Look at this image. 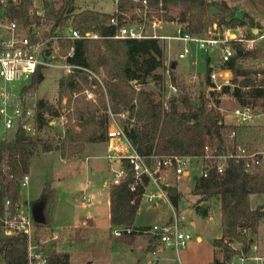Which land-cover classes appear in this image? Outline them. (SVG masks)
Wrapping results in <instances>:
<instances>
[{
  "label": "trees",
  "instance_id": "16d2710c",
  "mask_svg": "<svg viewBox=\"0 0 264 264\" xmlns=\"http://www.w3.org/2000/svg\"><path fill=\"white\" fill-rule=\"evenodd\" d=\"M74 0H43L45 17L52 21L51 28L63 24L70 16L71 26L81 35L86 31L96 33L95 37L61 38L58 40L59 51L64 54L70 45L73 47L67 63L76 65L73 72L58 82L59 96L66 95L65 127L62 136L56 143L43 141L41 151L57 149L61 157H70L83 150L85 142L103 141L106 136L109 112L127 111L122 130L128 143L139 154L178 153L198 155L203 152L206 144L221 147L220 130L224 125L218 122L220 114L212 107H206L205 100L199 94L196 101L188 99L184 86L178 79L179 75L174 66L164 64V49L158 38L154 37H114L116 28L121 24V11L137 7L139 2L134 0H116L115 6L119 11L117 22H110L112 13L100 12L84 8L73 12ZM148 14L155 13L163 20H178L184 23L180 32L203 34L207 27L215 22L216 26L252 25L253 19L247 12L237 16L233 7L225 0H146ZM31 0H20L17 4H9L6 13L18 27L25 28L30 22L37 21L38 16L30 14L28 8ZM212 8V11L210 9ZM144 32H147L143 30ZM149 32V31H148ZM234 53L225 62L231 71V82L234 85L221 87L222 92H229L239 104L251 102L256 106L262 105L264 89L259 86L264 77L257 73L264 71L254 67L248 61L259 55V50L243 49L234 44ZM166 65L168 79L178 86L177 93L167 98L154 99L150 89L139 87L135 89L131 81L142 85L148 77H158L154 74L157 67ZM84 67L95 73H102L101 82L96 78H87ZM209 67L205 68L204 80L208 81ZM42 73L37 69L29 82L22 87L35 88L42 79ZM95 84V102L86 100L82 89ZM244 85H250L244 90ZM79 92L71 97L72 92ZM165 101V104L163 103ZM35 125L39 130L42 126H50L46 115H58L56 106L48 100L39 98L35 103ZM133 118L132 121L129 119ZM39 143L35 136L25 134L17 126L11 136L0 140V175L9 174L10 178L0 184V217L4 212V199H8L7 211L14 210L18 200L17 178L28 169L29 158L34 154L33 147ZM120 164L129 172L126 159H118ZM125 180L108 186V220L110 226H131L136 229L141 226L132 224L134 214L140 202L141 186L135 185L130 189ZM192 192L198 195V200L216 197L220 206V237L212 239L213 245H223L224 256L227 247L221 237L242 238L237 226L247 225L252 232L257 229L258 221L264 214L263 204L250 206L249 194L264 195V169H245L240 163L228 161L222 172L210 171L206 176L194 178ZM44 196L43 224L48 225V205L54 198V189L44 182L39 197ZM167 197L172 206H176L181 193L175 185L167 186ZM205 207H197L198 213L205 215ZM133 230L131 232L134 233ZM26 238L24 233L5 235L0 228V264H26ZM51 263L68 262L66 251L51 250ZM213 263H218L214 258Z\"/></svg>",
  "mask_w": 264,
  "mask_h": 264
},
{
  "label": "built area",
  "instance_id": "2783aa9c",
  "mask_svg": "<svg viewBox=\"0 0 264 264\" xmlns=\"http://www.w3.org/2000/svg\"><path fill=\"white\" fill-rule=\"evenodd\" d=\"M134 1L140 3L138 7L142 10L143 18L149 23V32H144L142 26L123 22V17H121V24L116 28L114 37L176 39L182 42L181 50L176 54L178 58L183 57L189 51L186 45L189 41L205 53L217 51L218 66L208 71V81L204 82L202 97L206 107H212L219 112L221 117L218 122L224 123L220 130L222 144L220 148L217 145L206 144L203 147V152L198 155L155 154L152 152L139 154L128 143L122 127L115 122L113 118L115 113L109 112L105 157L109 162H115L121 158L126 159L129 164V172L118 161L117 166L110 167L109 175L104 182L108 185L121 182L129 173L130 179L127 181L129 188L133 189L135 185L141 186L140 201L143 199L148 204L162 202L170 205L167 197V186L174 185L179 176L190 175L194 165L197 166L198 170L196 176H206L210 171L222 172L230 160L240 163L245 169H264V93L261 106H256L251 102L236 103L230 108H222L219 105L221 94H228L234 99L231 93L221 91L223 85H228L229 89L234 85L237 86L231 82V71L225 65V62L234 53V44H239L243 49H258L259 55L248 62L264 71V28L256 25L226 26L221 24L207 27L204 35L181 33L180 29L173 35L162 34L159 29L163 19L155 13H147L146 0ZM19 2L20 0H0V140L5 139V135L17 126L30 136H33L37 131L35 105L26 102L25 94L21 93L23 86H19L18 91L13 89V81L30 79L37 69L48 65L55 57L64 60L62 67L65 72H73V68L78 66L65 61L67 56H71L73 47L70 45L65 53L61 54L58 40L96 36V33L92 31H86L81 35L77 29L67 23L57 24L51 28L52 21H49L44 15L43 0H31L28 12L38 16V20L30 22L25 28H20L6 13L9 4L13 5ZM111 13L110 22L115 24L117 14H119L116 6ZM168 62L169 59L166 64ZM81 68L87 71L88 79L92 76L96 77L90 70ZM260 76L264 77V72L262 74L257 73V77ZM166 85L170 91L168 96L177 93L178 86L175 83L167 79ZM92 86L95 84L90 83L89 87L84 89L85 97H91L92 90L88 88H92ZM133 86L135 89L139 88L138 83H134ZM259 86L264 89V82ZM249 88L250 85L243 86L244 90ZM75 94L72 92L71 97ZM62 100L64 101L65 98ZM163 103L165 104V101ZM119 115H124V112H119ZM224 116H230L234 121L225 122ZM58 118L60 124L65 121L62 114ZM129 120L132 121L133 118ZM50 122L48 121L49 124ZM249 125H258L261 128V140H245L238 135V128ZM9 178V174L0 175V184ZM27 179L26 172L17 178L19 190L26 185ZM77 199L81 204L91 202L90 196L85 194L83 189H80ZM7 205L8 199H4L5 210L0 217V228L5 235L25 234L26 264H64L49 261L51 250L47 246V241L57 239L60 234L49 228L50 236L48 239L37 236L35 232L37 225L31 216L29 203L16 202L11 213L7 211ZM184 225L183 217L172 210V213L164 221L153 222L148 226H141L136 229L131 226H113L111 233L118 236L131 233L134 230L137 233L146 234L152 240V248L145 264H161L160 252L162 249L168 248L177 251L190 239L191 234L184 228ZM237 230L242 238L221 237L222 243L227 247L226 256H224L223 245H216L220 253L216 264H264V253L259 249L255 232H252L247 225H239Z\"/></svg>",
  "mask_w": 264,
  "mask_h": 264
},
{
  "label": "rangeland",
  "instance_id": "374dc122",
  "mask_svg": "<svg viewBox=\"0 0 264 264\" xmlns=\"http://www.w3.org/2000/svg\"><path fill=\"white\" fill-rule=\"evenodd\" d=\"M233 1V2H232ZM233 12L237 15H241L242 12H249L253 16V24L258 27L264 28V0H232ZM84 1L81 5H84ZM88 1H86L87 3ZM102 5L104 10H110L113 7L112 0H97ZM212 11V8L210 9ZM140 18V19H139ZM127 23H132L136 26H142L145 31L150 30L149 23L143 17L137 15L127 16ZM211 26H216L215 22ZM210 26V27H211ZM176 26L174 23L164 24L161 31L167 34H174ZM206 34L205 32L202 34ZM159 42L163 45L164 49V64L169 59V46L171 55L176 59V67L179 70H186L185 73H178L181 84L184 86V90L188 94V99L192 102L196 101L199 94H203L204 90V61L202 56L207 54V58L216 60L217 51H202L200 49H194L195 44L191 41L186 45L189 51L183 58L176 57L178 51L181 50L182 44L176 39H163L158 38ZM195 56L197 64L195 68V76H188V68L191 67L190 59ZM217 62V60H216ZM63 61L59 57H55L48 65L42 66L40 72L43 77L38 82L37 86L33 88L22 89L21 93L25 94L26 102L28 104L35 105L36 100L43 98L48 100L51 104L57 107L58 115H46L49 119L50 126H42L33 135L39 140V143L33 147L34 155L29 158L27 175L28 179L25 186H22L18 191V203L24 202L26 199L29 204L39 199L36 197L38 189L42 188L44 182H51L54 189V198L48 205L49 224L36 226V235L42 238L48 239L50 236V229L56 230L63 239L62 244L66 245V250L70 254L71 261L74 264L77 262H83L90 260L91 264H119V239H126L131 236H138L141 240H144V244L148 242V236L144 233H128L114 236L111 233L112 227L107 225V220L104 217H100L92 225H84L83 218L87 211L93 209V205L82 206L79 200L76 199L77 189L86 187V192H90L95 198L96 191L100 188V181L104 174H106L105 161L102 158L83 160L84 154L77 155L74 158L65 160L62 159L56 150L41 153L40 143L43 141H50L56 143L62 136L66 117L65 112L69 109L65 107L66 95L59 96L58 82L60 79H65L72 74V72H65L62 67ZM216 64V63H215ZM166 65L157 67L154 70V74H158V77L150 76L148 81L139 87L150 89L154 99H165L170 94V91L166 85L168 74L165 69ZM92 72V71H91ZM96 78L101 82L102 73H95ZM186 74V75H184ZM29 82V79H19L13 81V89L18 91L19 86H24ZM134 85V81H131ZM136 84V83H135ZM87 87V86H86ZM84 87L82 93L84 94ZM95 86L88 88L92 90L91 97H85L86 100L95 102L96 93L94 91ZM75 92V91H74ZM78 94L79 92H75ZM75 94V95H76ZM73 95V96H75ZM72 96V97H73ZM62 98H65L63 101ZM219 105L222 108H230L237 102L228 94H221L219 99ZM122 110L121 112H123ZM62 114L65 121L60 124L58 116ZM114 117L115 121L119 124L125 122L127 115H119V112ZM54 118V119H53ZM13 131V130H12ZM12 131L8 132L5 138L11 136ZM238 135L245 140H261L262 132L258 125H251L249 127L238 128ZM104 145L97 143L93 145L92 151H88L85 154H92V152H104ZM95 161L96 163H92ZM90 165V169H89ZM112 167H115V162H112ZM197 170V169H196ZM198 171V170H197ZM197 171H195L197 173ZM191 177H178V189L182 194L179 198L177 205L174 207L167 203L148 204L143 199L139 202L138 208L134 214L132 224L134 226H148L153 222L159 220L161 213L164 215L171 214L172 210L183 217L184 228L191 234L187 243L177 249V251L171 250L169 255L173 257V260L168 264H214L213 258L219 259V254L214 255L212 247V236H216L218 233V218H217V206L218 199L216 197H207L206 201L198 204V198L191 201L192 194L190 192L192 186ZM5 183V182H4ZM50 184V183H49ZM51 186V185H50ZM180 192V193H181ZM185 194V195H183ZM188 196V197H187ZM36 197V198H35ZM190 197V199H189ZM253 204H263L264 197H254L252 199ZM208 207L209 213L202 215L197 211V207ZM189 207L192 210L189 211ZM194 221L192 226L189 220ZM88 223V220H86ZM199 235L200 239L197 240L196 236ZM57 241V242H56ZM56 242V243H55ZM59 237L55 240H48L47 246L50 250H55ZM259 246L264 248V238L258 239ZM57 251V250H56Z\"/></svg>",
  "mask_w": 264,
  "mask_h": 264
},
{
  "label": "crops",
  "instance_id": "0c3cea01",
  "mask_svg": "<svg viewBox=\"0 0 264 264\" xmlns=\"http://www.w3.org/2000/svg\"><path fill=\"white\" fill-rule=\"evenodd\" d=\"M82 1L85 2V3L83 2L84 5H81V2ZM86 1H88V2L86 3ZM112 1H113V7L110 10H104L102 8V5L101 4L94 3V2H97V0H74L73 1V4H74L73 12L79 11V10L84 9V8H89V9H94V10H97V11H100V12H108V13H111L114 10V8H115V0H112ZM231 1L232 0H225V2L227 3V5L233 7V3H232L233 1L232 2ZM247 13L250 14L249 12H247ZM121 14H122V17H123V22L127 21L128 19H126V17L127 16H130V15L131 16L132 15H137L138 17H143L142 16V10L138 6L137 7L135 6V7H132V8H128V9H126L124 11H121ZM235 15H237V14L235 13ZM250 15L253 16L252 14H250ZM237 16H239V15H237ZM70 19H71V17L69 16L66 19V22L65 23L71 24L70 23ZM49 21H51V20L49 19ZM168 23H174L175 24V26H176L175 33L177 32L178 29H181L184 26V23H182V22H180V21H178L176 19H174V20H168V21L167 20H163L162 21V26L159 29V32L160 33L167 34V33L162 32L161 29H162V27H163L164 24H168ZM167 35H173V34H167ZM177 41L182 44L181 41H179V40H177ZM194 49L196 50V49H200V48H198L195 45V48ZM207 56H208L207 54H204L202 56L203 61H204V64H205L204 69L206 67H209V70L211 68H216L218 66V64L216 62L217 59L216 60H211V59L207 58ZM183 57H181V58H183ZM169 60L174 61V69H175V71L177 73H185L186 72V70H179L176 67V59L173 56V54L171 55L170 46H169ZM62 61H64V60L62 59ZM189 63L191 65V67L188 68V71H187V72H189L188 76L193 77V76H195V73L194 72L197 71V69L195 68V66L197 64V61H196L195 56L190 59V62ZM184 75H186V74H184ZM123 112L126 113V110H124ZM116 115L117 114L115 113L114 116H113V118ZM223 119H224L225 122H229V123H231V122L234 121L233 118L230 117V116H224ZM108 121H109V118H108ZM117 125L118 126L120 125L122 127V125L120 123L119 124L117 123ZM249 126H251V125H249ZM249 126H246V127H249ZM105 139H106V136H105ZM105 139L103 141H90V142H85L84 143V146H83V150L81 152L76 153L75 155L70 156V157H61L60 156L62 159L68 160V159H71V158L76 157L77 155L84 154V156H83V160L84 161H87V160H89L91 158L94 159V160L95 159L102 158L105 161L106 174H104L103 177L101 178L100 188L96 191L95 198H92L93 196L90 194V192H86V187H81V188H78L77 189L78 191L76 193V199H77V194L80 192V189H83V192L85 194H87V195L90 196V201H91L90 203H87V204H81L80 201H79V203L82 206L93 205V209L90 210V211H87V213L84 215V218L82 220L84 225H92L100 217H104L107 220V225L109 227H112V226L109 225V220H108V210H109L108 186L109 185L104 182L105 179L109 175V169L112 166L111 165L112 162H109L107 160V158L105 157V153H106V141H105ZM97 143H102L104 145V148H105L104 149V152H102L101 154L99 152H92L91 155L90 154H85L88 151V149H90L89 151H92L93 145H96ZM53 150L58 151L57 149H53ZM49 151H51V150H49ZM49 151H41V153L49 152ZM58 153H59V151H58ZM92 163H96V162L93 161ZM115 164L117 166L119 164V162L117 160H115ZM193 167L194 168L192 169L190 175H182V176H179V177H191L192 178V181L193 182H192V186H191V189H190V192L192 194V197H191L192 199L188 203L192 202L194 199H197L199 197L198 195H196V194H194L192 192L194 178L196 177V172L195 171H197L196 170L197 169V166L194 165ZM90 168L91 167L89 165V169ZM49 183H50L51 187L53 188L52 183L51 182H49ZM177 184H178V178L175 180V184L174 185L176 186L177 190L179 192H181V190L178 189ZM40 192H41V188L38 189V194H37L36 197H39ZM181 194H182V192H181ZM183 195H185V194H183ZM255 196L256 197H260V198H263L264 197L263 194H254V193L249 194V203H250V206L251 207H254V206L257 205V204H253V201H252V199ZM189 199H190V197H189ZM205 201H206V198L200 199V200H198V204H201V203H203ZM22 203H29V202L25 199L24 202H22ZM159 203H162V202H159ZM153 205H155V204H153ZM204 207L207 210L205 215H207L210 211H209L208 207H206V206H204ZM188 209L190 211V210H192V207H189ZM261 209L264 210V206L261 207ZM216 213H217V218H218L217 219L218 220V233H217L216 236H214V237L212 236L211 237L212 239L215 238V237H219L220 236V225H219L220 206H219V201H218V206H217ZM169 215L170 214L164 215L163 212H162L161 215H160L159 220L156 221V222H160V221L166 220ZM86 220H88V223H86ZM189 223L192 226L194 225V221L192 219L189 220ZM255 235L257 237V240L259 238H261V236L264 238V214L260 217V219L258 221V225H257V229L255 231ZM62 239H63V237L62 236H59V242L57 243V245H56L57 248L55 250H57V251H66L68 253V262H69V264H74L73 261H71L69 252L66 250V245H64V244L61 243ZM196 239L199 240L200 239V236L197 235L196 236ZM212 247H213V250H214V255L220 254L219 253V250L216 248L217 247L216 245H213V243H212ZM151 248H152V240L149 237H148V242H146V244H144V240H141L140 238H138V236L132 237V235H131V236L127 237L126 239H121L120 238L119 239V264H145V262L147 260V257H148V253H149V251H150ZM259 249H260L261 252L264 253V248L262 246H259ZM170 251H171V249H168V248H165V249H162L161 250V252H160V261H161V264H168L169 261L173 260V257H171L169 255V252ZM90 262H91L90 260H87V261H85V263H83V262H77L76 264H91Z\"/></svg>",
  "mask_w": 264,
  "mask_h": 264
},
{
  "label": "water",
  "instance_id": "95a60500",
  "mask_svg": "<svg viewBox=\"0 0 264 264\" xmlns=\"http://www.w3.org/2000/svg\"><path fill=\"white\" fill-rule=\"evenodd\" d=\"M171 66H174V63L171 62ZM45 198L44 196L39 197L38 200L29 204V210L33 220L37 223L43 224L45 222V217L43 214V206H44Z\"/></svg>",
  "mask_w": 264,
  "mask_h": 264
}]
</instances>
